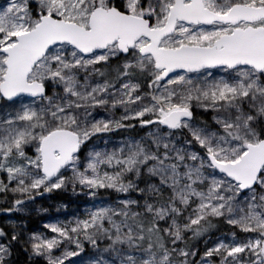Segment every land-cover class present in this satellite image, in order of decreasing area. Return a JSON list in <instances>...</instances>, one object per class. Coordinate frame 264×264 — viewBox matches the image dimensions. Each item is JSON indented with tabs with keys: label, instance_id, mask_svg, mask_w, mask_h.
<instances>
[{
	"label": "snow or ice",
	"instance_id": "6c2138e0",
	"mask_svg": "<svg viewBox=\"0 0 264 264\" xmlns=\"http://www.w3.org/2000/svg\"><path fill=\"white\" fill-rule=\"evenodd\" d=\"M69 190L0 264H264V0H0V213Z\"/></svg>",
	"mask_w": 264,
	"mask_h": 264
},
{
	"label": "rangeland",
	"instance_id": "374dc122",
	"mask_svg": "<svg viewBox=\"0 0 264 264\" xmlns=\"http://www.w3.org/2000/svg\"><path fill=\"white\" fill-rule=\"evenodd\" d=\"M65 194L67 197L62 196ZM86 197H77L71 193L69 190L68 192L63 193H53L49 197L45 199H37L35 205L32 206V210L30 214L24 215L17 213L14 216H9L5 214V225L9 219L16 220L17 222L23 221L26 225V230L31 232L33 230H42V225L47 222L49 217H56L59 216L61 219H65L66 216L64 215L65 210L61 209L60 213L56 212V207L58 204H67L68 214H71L73 211L79 209L83 210L86 206L84 201ZM7 205L0 203V207H6ZM42 207L48 209V213H38L36 208ZM42 264L44 262L42 261Z\"/></svg>",
	"mask_w": 264,
	"mask_h": 264
},
{
	"label": "trees",
	"instance_id": "16d2710c",
	"mask_svg": "<svg viewBox=\"0 0 264 264\" xmlns=\"http://www.w3.org/2000/svg\"><path fill=\"white\" fill-rule=\"evenodd\" d=\"M205 118H207V117H205ZM62 196L67 197L65 194H62ZM4 219H5V214L0 213V227L6 226ZM14 258H16L15 255H14ZM16 264H27L26 254H23L22 252H20L18 255V259H16ZM39 264H42V261H40Z\"/></svg>",
	"mask_w": 264,
	"mask_h": 264
}]
</instances>
